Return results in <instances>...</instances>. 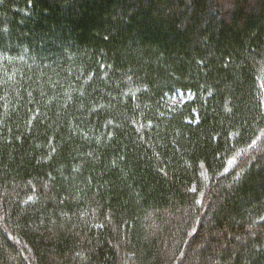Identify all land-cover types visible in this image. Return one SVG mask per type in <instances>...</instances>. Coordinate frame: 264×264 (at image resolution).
<instances>
[{"label": "trees", "instance_id": "16d2710c", "mask_svg": "<svg viewBox=\"0 0 264 264\" xmlns=\"http://www.w3.org/2000/svg\"><path fill=\"white\" fill-rule=\"evenodd\" d=\"M0 264H264V0H0Z\"/></svg>", "mask_w": 264, "mask_h": 264}, {"label": "rangeland", "instance_id": "374dc122", "mask_svg": "<svg viewBox=\"0 0 264 264\" xmlns=\"http://www.w3.org/2000/svg\"><path fill=\"white\" fill-rule=\"evenodd\" d=\"M188 96V95H187ZM186 98L182 93H177L170 98L172 103L182 102Z\"/></svg>", "mask_w": 264, "mask_h": 264}, {"label": "snow or ice", "instance_id": "6c2138e0", "mask_svg": "<svg viewBox=\"0 0 264 264\" xmlns=\"http://www.w3.org/2000/svg\"><path fill=\"white\" fill-rule=\"evenodd\" d=\"M29 199H31V197Z\"/></svg>", "mask_w": 264, "mask_h": 264}]
</instances>
